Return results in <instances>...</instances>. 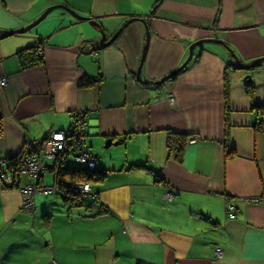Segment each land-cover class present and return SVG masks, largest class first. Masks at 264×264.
Returning a JSON list of instances; mask_svg holds the SVG:
<instances>
[{
	"label": "crops",
	"instance_id": "0c3cea01",
	"mask_svg": "<svg viewBox=\"0 0 264 264\" xmlns=\"http://www.w3.org/2000/svg\"><path fill=\"white\" fill-rule=\"evenodd\" d=\"M60 5L82 20L55 9L0 40V264H264V61L241 70L206 42L162 85L135 76L144 55L140 80H163L200 40L264 59V0H0V35ZM37 45L42 63L21 68L16 54ZM78 118L104 180L86 201L52 191L22 210L18 188H51L50 169L14 178L7 160ZM172 135L186 138L180 162Z\"/></svg>",
	"mask_w": 264,
	"mask_h": 264
},
{
	"label": "trees",
	"instance_id": "16d2710c",
	"mask_svg": "<svg viewBox=\"0 0 264 264\" xmlns=\"http://www.w3.org/2000/svg\"><path fill=\"white\" fill-rule=\"evenodd\" d=\"M38 49H39V45L21 50L16 54V58L18 59L21 68L23 69L31 68L38 66L42 63V58L38 56ZM251 88H252V84L246 85V90L248 91L249 95H251L252 92ZM79 119L80 118L75 120L76 121L75 124L77 125V127H75V130H78L79 132L78 137L80 136V138H83L84 125ZM71 134H76L74 129L71 132ZM42 143L43 142H41L39 145L36 146L27 145L26 147L23 148V150L20 152L18 156L8 159L7 172H9L10 175H12L14 178L18 177V175L20 174V161L22 156L25 154V151H28V153L31 156L35 155L36 156L35 159L39 160L38 156L39 153L41 152ZM185 144H186V138L183 137L172 135L168 139V148L170 149L171 152L175 154L174 156L178 162L181 161ZM83 146H84V142H83ZM224 157L226 160H229L233 157V152L229 150L228 147H226L225 149ZM65 158H66V152H63L60 155H58V157H56L55 160H53L52 168H44V172L50 169V172L53 174L54 187L60 193H63L70 198H79L82 196L78 195L77 193H74L71 190L72 186L83 185V184L91 185L95 183H100L104 180L105 178L104 172L96 171V169L90 170V169H81L80 167H67L65 166L64 163L66 160ZM59 163L63 165V168H60L58 170ZM139 264H145V263H139Z\"/></svg>",
	"mask_w": 264,
	"mask_h": 264
},
{
	"label": "built area",
	"instance_id": "2783aa9c",
	"mask_svg": "<svg viewBox=\"0 0 264 264\" xmlns=\"http://www.w3.org/2000/svg\"><path fill=\"white\" fill-rule=\"evenodd\" d=\"M38 56L42 57L41 52H38ZM5 84L6 80H2L1 86H4ZM72 131H70L68 135L55 133L52 135L51 139H46L41 147V155L44 156L45 159L53 161L56 157H58V155L66 152L65 159L70 156L74 157V159L78 161L81 169H96V159L85 149L82 138L78 140V136L76 134H71ZM60 168H63V165L59 163L58 170ZM21 172L37 178L43 174L44 169L37 159L31 156L28 151H25V154L22 156L20 161V173ZM1 178L8 179L9 175L4 173ZM71 190L82 197L92 195L89 184L74 185L71 187ZM52 191H57V189L54 186L47 188L41 185H27L22 188H18V193L21 197V207L29 210V212H32L34 209L35 196L38 194H48ZM172 198L173 194L171 192H167L163 195V200L166 202H169ZM226 214L231 218L234 215V209L230 203L226 204ZM215 255L219 258L221 256V251L219 249L215 250ZM48 264H56V262L51 261Z\"/></svg>",
	"mask_w": 264,
	"mask_h": 264
},
{
	"label": "water",
	"instance_id": "95a60500",
	"mask_svg": "<svg viewBox=\"0 0 264 264\" xmlns=\"http://www.w3.org/2000/svg\"><path fill=\"white\" fill-rule=\"evenodd\" d=\"M55 9H63L64 11H66L67 13H69L71 16H73L75 19L77 20H82V18L80 16H78L76 13H74L73 11L69 10L68 8L64 7V6H53L48 8L37 20H35L34 22H32L29 26H27L26 28L23 29H18V30H14V31H10V32H6L5 34L0 35V40L4 39V38H8L11 37L13 35H19V34H24L28 31H30L32 28H34L36 25H38L41 21H43L46 16L52 12ZM134 20V19H133ZM133 20H130L127 24H129L130 22H132ZM90 25H97L93 20L91 19H87L86 20ZM144 25H145V29H146V37L148 39V30L146 28V24L144 20H140ZM125 24L122 28H120L113 37L110 38V40L106 43L105 42V36L104 33L102 31H100L101 34V40L99 43V47L100 48H105L108 45H110L116 38L117 36L122 32V30L124 29V27L127 25ZM206 42H211V43H215V44H219L222 45L224 47L225 50H227L228 54L232 57V59L234 60L235 64L237 65V67L241 70H250L252 68H254L255 66H257L259 63L263 62L264 59H258L255 60L253 63L249 64V65H243L237 58L236 56L232 53L231 50H229L226 46L223 45V43L221 41H216V40H200V41H196L195 43L191 44L189 46L188 49V57L186 59V61L179 67L177 68L174 72H172L171 74H169L168 76H166L163 80L161 81H141L139 78V72H140V68L142 66L143 63V59H144V55L142 56V59L140 60V64L139 67L136 70L135 76H136V81L139 82L140 84L146 85V86H158V85H162L163 83L167 82L168 80H170L172 77L176 76L177 74H179L180 72H182L186 66L189 64V62L191 61L192 57H193V52L195 50V48L203 43ZM121 140H118L116 142H113L112 140H107V142L105 143L104 148L105 149H109L110 146H117L119 145V143H121Z\"/></svg>",
	"mask_w": 264,
	"mask_h": 264
},
{
	"label": "rangeland",
	"instance_id": "374dc122",
	"mask_svg": "<svg viewBox=\"0 0 264 264\" xmlns=\"http://www.w3.org/2000/svg\"><path fill=\"white\" fill-rule=\"evenodd\" d=\"M131 20H133V19H131ZM130 21V20H129ZM128 21V22H129ZM128 22H126V23H128ZM146 24V23H145ZM35 28V27H34ZM118 31V30H117ZM116 33V32H115ZM195 43V42H194ZM175 77V76H174ZM173 78V77H172ZM171 78V79H172ZM170 79V80H171ZM1 85V84H0ZM263 113H264V111H263ZM81 116H83V114L81 115ZM264 117V114H263V116H262V118ZM77 120V119H76ZM74 127H73V129H75V127H77V125L74 123ZM72 129V130H73ZM71 130V131H72ZM70 132V131H69ZM69 132H67V133H63V132H57V133H62L63 135L64 134H67L68 135V133ZM52 135L53 134H51V136L49 137V138H47V139H51L52 138ZM77 135V134H76ZM78 136V135H77ZM80 139V136L78 137V140ZM44 142H45V140L43 141V143L42 144H44ZM87 150H88V147H87ZM105 150H107V149H105ZM113 150V149H112ZM89 151H91V149H89ZM44 163L46 164V165H49V166H53V161L52 160H46L45 158H44ZM65 166H67V167H79V163H78V161H76L75 159H74V157H72V156H70V157H68L66 160H65ZM50 167V168H51ZM95 170V169H94ZM21 174H24L23 172H21ZM44 185L45 186H49V187H53V174L50 172H45L44 173ZM36 196H38V195H36ZM35 196V197H36ZM36 201H37V199H38V197H36V198H34ZM80 200H84V201H86L85 200V198H83V197H80L79 198ZM21 209L22 210H24L22 207H21ZM234 209V208H233ZM216 256V255H215ZM216 258H218V257H216ZM220 258V257H219ZM50 263V262H49Z\"/></svg>",
	"mask_w": 264,
	"mask_h": 264
}]
</instances>
